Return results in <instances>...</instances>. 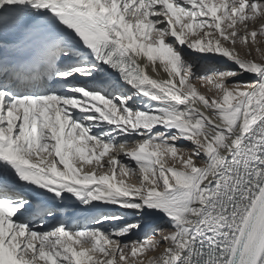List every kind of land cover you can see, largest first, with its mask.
Segmentation results:
<instances>
[{"label":"snow or ice","instance_id":"snow-or-ice-1","mask_svg":"<svg viewBox=\"0 0 264 264\" xmlns=\"http://www.w3.org/2000/svg\"><path fill=\"white\" fill-rule=\"evenodd\" d=\"M261 45L264 0H0V264H264Z\"/></svg>","mask_w":264,"mask_h":264},{"label":"bare ground","instance_id":"bare-ground-1","mask_svg":"<svg viewBox=\"0 0 264 264\" xmlns=\"http://www.w3.org/2000/svg\"><path fill=\"white\" fill-rule=\"evenodd\" d=\"M261 47H264V45H261ZM254 55H255V53H254ZM217 66H219V67H225V66H231V65H225L223 62H217ZM243 79H249V80H251L252 77L251 76H246V77H243ZM121 158L123 159V157H121ZM74 209H75V211H74ZM80 210H82V209H77L76 206H73L72 208H65L62 211L63 212H66L69 216H75L76 211H80ZM128 238L129 239L135 238V234L132 235V236H129Z\"/></svg>","mask_w":264,"mask_h":264},{"label":"rangeland","instance_id":"rangeland-1","mask_svg":"<svg viewBox=\"0 0 264 264\" xmlns=\"http://www.w3.org/2000/svg\"><path fill=\"white\" fill-rule=\"evenodd\" d=\"M257 27H258V25H257ZM197 87L199 88V90L201 92H206V88L204 86H201V85L197 84Z\"/></svg>","mask_w":264,"mask_h":264}]
</instances>
